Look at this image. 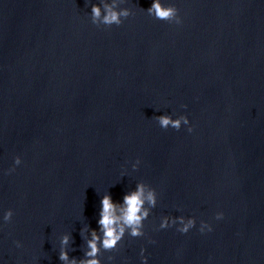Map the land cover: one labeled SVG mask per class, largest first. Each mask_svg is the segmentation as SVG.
Here are the masks:
<instances>
[{
	"label": "clouds",
	"instance_id": "obj_1",
	"mask_svg": "<svg viewBox=\"0 0 264 264\" xmlns=\"http://www.w3.org/2000/svg\"><path fill=\"white\" fill-rule=\"evenodd\" d=\"M128 0H85V7L90 8L87 15L90 22L97 26L110 28L120 26L124 20L134 15L130 7L125 6ZM142 10L155 20L167 22L169 24L180 25L182 17L176 6L175 0H151L150 6ZM183 109L187 105L180 106ZM160 111V109H155ZM157 125L164 130L169 128L179 131L182 127L188 133H192L194 126L186 113L176 114L175 112H164L161 115L153 116ZM22 164L19 155L13 158L12 167L6 170L5 174L12 173L17 166ZM141 164L139 158L131 164L132 171H136ZM127 175V171L121 172V177ZM158 204L157 190L144 181H137L135 187L128 189L119 201H114L112 195L107 191L103 193L99 200V210L96 218V228H92L88 223L82 225L79 235L82 240L80 250L83 255L79 258L69 255L75 251L72 247L74 239L71 233H63L58 238V259L62 264H102L101 255L104 252H113L121 246V241L127 235L131 238L146 237L145 221L150 217L152 210ZM179 211V210H178ZM14 212L11 208L0 209V228L11 221ZM214 219L220 221L224 219L223 211H216ZM197 227V220L194 216H172L163 215L159 218V224L155 231L175 228L180 234H187ZM198 231L201 234L213 231V226L206 220L199 221ZM16 247H21L19 241L14 242ZM148 243L155 244L156 241L148 238ZM140 264H148L146 248L139 250ZM113 256H107L106 260L112 262Z\"/></svg>",
	"mask_w": 264,
	"mask_h": 264
}]
</instances>
